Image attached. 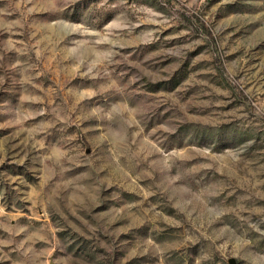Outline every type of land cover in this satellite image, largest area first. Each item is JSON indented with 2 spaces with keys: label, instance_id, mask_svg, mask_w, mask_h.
<instances>
[{
  "label": "rangeland",
  "instance_id": "1",
  "mask_svg": "<svg viewBox=\"0 0 264 264\" xmlns=\"http://www.w3.org/2000/svg\"><path fill=\"white\" fill-rule=\"evenodd\" d=\"M0 264H264V0H0Z\"/></svg>",
  "mask_w": 264,
  "mask_h": 264
}]
</instances>
